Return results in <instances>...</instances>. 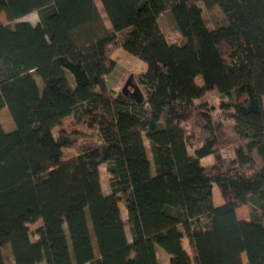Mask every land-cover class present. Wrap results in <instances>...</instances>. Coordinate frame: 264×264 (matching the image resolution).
<instances>
[{
    "label": "trees",
    "instance_id": "trees-1",
    "mask_svg": "<svg viewBox=\"0 0 264 264\" xmlns=\"http://www.w3.org/2000/svg\"><path fill=\"white\" fill-rule=\"evenodd\" d=\"M33 11L36 24L10 25ZM119 48L147 65L143 103L107 82ZM3 107L0 264L5 244L14 264H162L157 247L166 264H264V0H0Z\"/></svg>",
    "mask_w": 264,
    "mask_h": 264
},
{
    "label": "rangeland",
    "instance_id": "rangeland-1",
    "mask_svg": "<svg viewBox=\"0 0 264 264\" xmlns=\"http://www.w3.org/2000/svg\"><path fill=\"white\" fill-rule=\"evenodd\" d=\"M204 14L211 27H216L220 24L225 23L224 17L217 10L205 9ZM17 21L18 20L11 22L10 25L13 26ZM159 24L162 30L164 31L169 42L174 43L178 41V35L176 32L175 23L169 11H166L160 15ZM113 56L117 59L118 63L115 69L111 72V74L107 76V82L111 88H120L122 90V87L125 84L128 77L130 76V74L132 73L136 74L144 70L147 66L143 60L138 58L136 55L124 50L123 48L116 49L115 52L113 53ZM65 71L67 73L68 78L71 81V85L74 87L75 81H74L73 74L68 70H65ZM198 81L202 82L201 76L198 77ZM204 98L208 99L209 102L215 107L214 114L218 115L220 112L219 111L220 93L217 90V88L207 91ZM0 121L5 130L11 131L15 129L14 120L7 107H3L0 110ZM65 126L69 131L74 130V129L83 128V126L79 125L75 121V119H73L72 117L69 118L67 121H65ZM225 128H226L227 138H228V147L225 149V154L233 155L231 145L237 139V135L233 130V120L232 119H227L225 121ZM179 137L182 140H184V136L181 131L179 132ZM214 160H215L214 155H208V156L203 157L201 161H202V164H209V163H212ZM100 176H101L103 193L105 194L110 193V173L107 169L106 163H103L100 165ZM213 198H214V203L216 205H219L223 203L224 201L220 188L218 187L217 184H214L213 186ZM122 210H123L124 216H126V210H125L123 203H122ZM237 214H238V217L241 219H249L251 215L249 212L248 205L243 204L237 207ZM40 224L41 222L32 224L31 229L32 230L35 229ZM128 235H129V238L131 239V234L129 231H128ZM185 246L188 248V243L186 239H185ZM157 250L160 256V262L162 264L168 263L169 254L161 247H157ZM2 251H3V257L5 260V264H14V257L12 254L10 244L3 245ZM244 258L246 261L245 256Z\"/></svg>",
    "mask_w": 264,
    "mask_h": 264
},
{
    "label": "water",
    "instance_id": "water-1",
    "mask_svg": "<svg viewBox=\"0 0 264 264\" xmlns=\"http://www.w3.org/2000/svg\"><path fill=\"white\" fill-rule=\"evenodd\" d=\"M122 92L125 95L130 96L133 100L138 103H143L145 100L144 94L138 83L135 81V75L133 73L130 74L125 84L123 85Z\"/></svg>",
    "mask_w": 264,
    "mask_h": 264
},
{
    "label": "crops",
    "instance_id": "crops-1",
    "mask_svg": "<svg viewBox=\"0 0 264 264\" xmlns=\"http://www.w3.org/2000/svg\"><path fill=\"white\" fill-rule=\"evenodd\" d=\"M20 20H25V21H29L32 24H36L39 21V14L37 11H33L21 18L18 19V21Z\"/></svg>",
    "mask_w": 264,
    "mask_h": 264
}]
</instances>
